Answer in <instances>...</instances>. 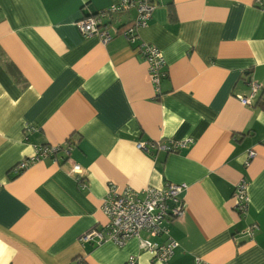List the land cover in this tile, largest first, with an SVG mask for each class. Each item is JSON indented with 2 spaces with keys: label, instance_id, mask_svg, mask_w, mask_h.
Listing matches in <instances>:
<instances>
[{
  "label": "crops",
  "instance_id": "0c3cea01",
  "mask_svg": "<svg viewBox=\"0 0 264 264\" xmlns=\"http://www.w3.org/2000/svg\"><path fill=\"white\" fill-rule=\"evenodd\" d=\"M119 1L0 0V264H125L129 255L137 264H264V0H159L136 33L164 56L157 87L122 34L134 9L104 18L106 43L76 25ZM250 79L261 91L244 105L238 95H250ZM185 139L175 151L137 148ZM68 144L67 156L17 173L38 146ZM241 178L242 215L233 198ZM167 183L186 188L184 215L164 222L178 243L166 263L138 238L80 241L106 223L109 185L141 192Z\"/></svg>",
  "mask_w": 264,
  "mask_h": 264
},
{
  "label": "built area",
  "instance_id": "2783aa9c",
  "mask_svg": "<svg viewBox=\"0 0 264 264\" xmlns=\"http://www.w3.org/2000/svg\"><path fill=\"white\" fill-rule=\"evenodd\" d=\"M159 0H120L105 10L80 18L76 25L80 33L89 37L97 35L103 43L112 38L110 22L104 21L110 14L134 9L136 16L131 25L125 27L122 34L131 43L136 42L139 52L148 64L149 76L157 87L160 79L165 76V59L161 50L154 44L137 41V29L145 27L151 17L154 7ZM263 5V2L258 1ZM250 95H238L239 101L244 105H250L251 100L261 91V85L249 80ZM157 89V88H156ZM158 90V89H157ZM192 139L170 142L162 145L160 141H150L147 144L137 143V148L148 151L150 148L175 151L186 147ZM70 145L60 146H38L34 156L21 160L17 166V173L23 170L35 159L48 156L55 157L61 151L67 156ZM254 151L249 150L247 161L253 157ZM71 172L76 174L77 179L81 175V168L78 164L72 165ZM81 177V176H80ZM83 186V185H82ZM186 188L184 183H167L161 188L147 186L141 192L125 186L118 191L113 184L108 186L106 196L102 201V211L106 215V223L102 227H92L85 231L80 237L82 242H94L96 244L111 240L117 245H123L127 239L138 238L142 250L149 252L152 260L166 263L177 247V241L165 234L164 222L172 217L181 218L185 213V205L181 193ZM234 209L240 214H245L248 207V182L241 178L235 185L233 191ZM255 225L251 224L243 234L252 235ZM148 233L149 238H142L141 232ZM167 235L166 240L159 242L153 240L155 237ZM78 259V258H77ZM79 264H85L79 259ZM125 264H137L135 255H129Z\"/></svg>",
  "mask_w": 264,
  "mask_h": 264
},
{
  "label": "trees",
  "instance_id": "16d2710c",
  "mask_svg": "<svg viewBox=\"0 0 264 264\" xmlns=\"http://www.w3.org/2000/svg\"><path fill=\"white\" fill-rule=\"evenodd\" d=\"M259 103V106H262L263 108H264V102H258ZM70 145V144H69ZM61 148L63 147V146H60Z\"/></svg>",
  "mask_w": 264,
  "mask_h": 264
}]
</instances>
